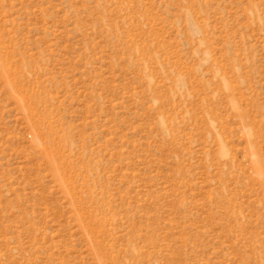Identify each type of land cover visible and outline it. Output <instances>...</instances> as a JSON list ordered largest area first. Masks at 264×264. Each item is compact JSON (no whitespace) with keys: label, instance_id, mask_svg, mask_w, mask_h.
Segmentation results:
<instances>
[{"label":"rangeland","instance_id":"1","mask_svg":"<svg viewBox=\"0 0 264 264\" xmlns=\"http://www.w3.org/2000/svg\"><path fill=\"white\" fill-rule=\"evenodd\" d=\"M0 264H264V0H0Z\"/></svg>","mask_w":264,"mask_h":264}]
</instances>
